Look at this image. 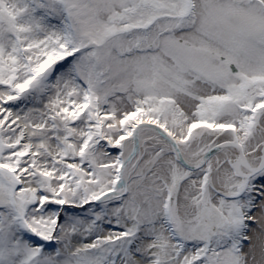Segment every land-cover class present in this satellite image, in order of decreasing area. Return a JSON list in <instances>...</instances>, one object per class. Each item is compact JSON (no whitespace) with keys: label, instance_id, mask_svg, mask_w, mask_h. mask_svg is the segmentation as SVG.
I'll return each mask as SVG.
<instances>
[{"label":"snow or ice","instance_id":"6c2138e0","mask_svg":"<svg viewBox=\"0 0 264 264\" xmlns=\"http://www.w3.org/2000/svg\"><path fill=\"white\" fill-rule=\"evenodd\" d=\"M0 264H264V0H0Z\"/></svg>","mask_w":264,"mask_h":264}]
</instances>
